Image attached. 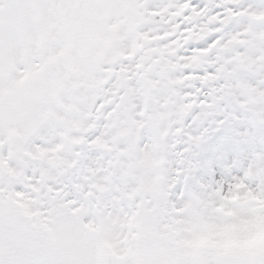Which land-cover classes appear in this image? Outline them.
I'll list each match as a JSON object with an SVG mask.
<instances>
[{"label": "snow or ice", "instance_id": "6c2138e0", "mask_svg": "<svg viewBox=\"0 0 264 264\" xmlns=\"http://www.w3.org/2000/svg\"><path fill=\"white\" fill-rule=\"evenodd\" d=\"M200 3L203 8L178 0L184 12L169 22L155 16L157 31L140 47L139 0H0V97L16 100L0 109V241L8 249L6 264H264V242L249 232V226L264 224V158L245 173L255 188L230 185L227 195L222 185L211 189L219 204L189 188L183 215L195 227L174 237L165 226V186L147 173L138 177L140 202L129 211L111 195L123 193L127 170L114 177L87 166L78 142L66 133L57 136L52 123L59 119L57 108L85 115L80 106L95 90L135 82L144 92L162 93L175 56L208 57L209 76L233 77L255 63L264 65V19L250 22L241 9L226 20L230 0ZM192 12L199 15L186 21ZM205 24L208 34L193 40L194 27ZM153 35L159 39L152 41ZM130 47L139 51L128 55ZM32 101L45 107L35 108ZM256 115L264 133V111ZM45 121L51 126L46 134ZM74 170L104 183H91L96 191L69 199L62 181ZM75 187L80 192L82 185ZM210 204L223 218L214 228L208 227ZM23 245L38 246L42 256H21Z\"/></svg>", "mask_w": 264, "mask_h": 264}, {"label": "clouds", "instance_id": "9594fccd", "mask_svg": "<svg viewBox=\"0 0 264 264\" xmlns=\"http://www.w3.org/2000/svg\"><path fill=\"white\" fill-rule=\"evenodd\" d=\"M230 2L233 7H226V20L231 19L229 12L241 9V15L250 22L264 19V0ZM139 3L142 6L138 9L140 36L137 43L144 47L150 43V33L157 31L158 22L154 20L152 9L163 10L170 4L158 0H139ZM207 34L205 24L191 38L202 40ZM158 39L151 36L152 41ZM138 51L139 48L130 47L128 55ZM175 53L176 48H171L170 54L175 56ZM239 55L243 57L245 53ZM252 59L259 61L260 57ZM209 70L208 57L175 56L162 93L155 88L144 92L135 82L127 88L113 86L95 90L88 104L80 106L85 115L57 108L59 119L52 122L57 136L66 133L78 142L87 166L106 170L114 177L127 170L123 193L113 191L111 195L119 197L129 211L140 202L141 195L135 191L138 177L147 173L151 180L165 186L169 191V203L163 210L165 226L174 237L195 227L183 215L189 188L203 190L206 199L219 204L211 189L222 185L227 195L230 185L234 189L238 184L255 188L256 184L245 173L249 169L254 172V162L264 158V133L260 132L256 115L257 111H264V103H253L254 99L264 100L261 95L264 94V65L255 63L250 70L240 71L233 77L220 73L209 76ZM31 103L35 108L45 107L39 101ZM15 104L14 97H0V109ZM44 125L46 134L51 126L47 121ZM86 175L74 170L70 177L63 178L69 199L79 198L89 190L96 191L90 189L91 183H104L102 177L85 179ZM76 185H82L80 192ZM213 207L210 204L206 213L209 228L223 223ZM249 232L255 242H264V224L249 226ZM7 252L6 245L0 241V264H6ZM18 252L30 259H39L43 254L35 245L20 246Z\"/></svg>", "mask_w": 264, "mask_h": 264}, {"label": "rangeland", "instance_id": "374dc122", "mask_svg": "<svg viewBox=\"0 0 264 264\" xmlns=\"http://www.w3.org/2000/svg\"><path fill=\"white\" fill-rule=\"evenodd\" d=\"M158 2H160V0H158ZM162 3H165V2H162ZM167 4H168V0H167ZM170 4V3H169ZM174 4V3H173ZM174 7H175V4L174 5H172V4H170V6L169 7H167L166 8V10H165V14L163 15V17L164 16H166L167 17V20L169 19V17H174L173 15V9H174Z\"/></svg>", "mask_w": 264, "mask_h": 264}]
</instances>
